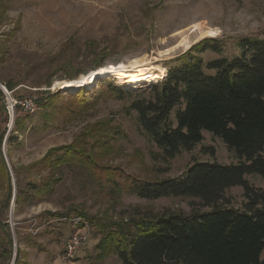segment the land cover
<instances>
[{
    "label": "rangeland",
    "instance_id": "obj_1",
    "mask_svg": "<svg viewBox=\"0 0 264 264\" xmlns=\"http://www.w3.org/2000/svg\"><path fill=\"white\" fill-rule=\"evenodd\" d=\"M213 27L218 36L203 32ZM246 36L264 39V0H0V140L9 177L0 171V264H123L114 253L98 257L97 244L107 230L128 229L135 219L210 210L196 197L144 199L107 179L119 173L175 178L193 162H237L222 139L205 131L192 150L162 161L160 149L129 109L151 85L132 89L114 74L76 92L57 82L123 63L168 69L205 38L223 48L198 53L204 60L232 59ZM108 84L125 94L112 93ZM4 88L11 101L33 99L37 109L15 107L12 118ZM102 128L109 134L119 128L124 135L107 140ZM72 144L84 162L62 167V177L50 169L34 172L39 165L28 169L48 161L50 149ZM246 177L264 187L263 176ZM29 181L54 189L35 204H16L17 186L26 189ZM242 195V187L227 191L233 207L241 206ZM79 229L88 240L69 261L64 244Z\"/></svg>",
    "mask_w": 264,
    "mask_h": 264
},
{
    "label": "trees",
    "instance_id": "obj_2",
    "mask_svg": "<svg viewBox=\"0 0 264 264\" xmlns=\"http://www.w3.org/2000/svg\"><path fill=\"white\" fill-rule=\"evenodd\" d=\"M222 48L216 39L201 40L177 57L167 75L136 97L129 109L160 149L162 161L192 150L208 131L223 140L237 162H193L175 178L151 180L119 173L107 179L118 190L144 199L196 197L211 209L135 219L128 229L107 230L97 244L100 260L114 253L123 264H264V187L246 177H264V39L241 38L240 54L232 59L206 61L198 55L206 50L220 53ZM107 86L119 97L125 94ZM98 130L107 140L124 135L119 128L110 134L105 128ZM1 146L0 140V171L9 180ZM79 152L74 144L55 147L48 161L28 169L39 165L34 172L50 169L61 175L62 167L83 164ZM234 187L243 189L240 207H233L227 197ZM53 189L32 181L26 189L18 185L15 203L35 204Z\"/></svg>",
    "mask_w": 264,
    "mask_h": 264
},
{
    "label": "bare ground",
    "instance_id": "obj_3",
    "mask_svg": "<svg viewBox=\"0 0 264 264\" xmlns=\"http://www.w3.org/2000/svg\"><path fill=\"white\" fill-rule=\"evenodd\" d=\"M206 31L204 30L203 32L211 36H218L220 34V30L214 27ZM210 33H215V35ZM167 70L165 66L148 62H134L131 65L123 63L118 66L111 65L106 66V68L97 69L89 75L82 76L73 81L57 82V85L70 92H76L82 86L86 88L94 87L99 78L114 74L123 85L140 88L143 85L149 86L163 79L168 73Z\"/></svg>",
    "mask_w": 264,
    "mask_h": 264
},
{
    "label": "built area",
    "instance_id": "obj_4",
    "mask_svg": "<svg viewBox=\"0 0 264 264\" xmlns=\"http://www.w3.org/2000/svg\"><path fill=\"white\" fill-rule=\"evenodd\" d=\"M5 94L7 95V112L9 116L13 118L14 108L17 105H20L21 109H24L26 112H34L37 107L33 99H24L20 101H11L10 93L4 88ZM88 240L87 234L83 233L82 230L75 231L65 242L64 244V255L65 258L69 261H74L76 259V253L79 251Z\"/></svg>",
    "mask_w": 264,
    "mask_h": 264
},
{
    "label": "snow or ice",
    "instance_id": "obj_5",
    "mask_svg": "<svg viewBox=\"0 0 264 264\" xmlns=\"http://www.w3.org/2000/svg\"><path fill=\"white\" fill-rule=\"evenodd\" d=\"M210 34L215 35V33H210Z\"/></svg>",
    "mask_w": 264,
    "mask_h": 264
},
{
    "label": "water",
    "instance_id": "obj_6",
    "mask_svg": "<svg viewBox=\"0 0 264 264\" xmlns=\"http://www.w3.org/2000/svg\"><path fill=\"white\" fill-rule=\"evenodd\" d=\"M5 153V152H4ZM7 156L5 155V158H6ZM13 203H14V201H13Z\"/></svg>",
    "mask_w": 264,
    "mask_h": 264
}]
</instances>
